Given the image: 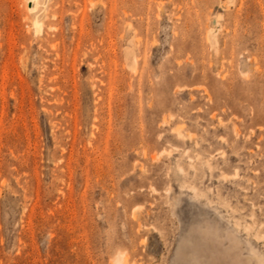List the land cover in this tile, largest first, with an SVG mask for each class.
<instances>
[{
	"label": "rangeland",
	"instance_id": "374dc122",
	"mask_svg": "<svg viewBox=\"0 0 264 264\" xmlns=\"http://www.w3.org/2000/svg\"><path fill=\"white\" fill-rule=\"evenodd\" d=\"M0 264H264V0H0Z\"/></svg>",
	"mask_w": 264,
	"mask_h": 264
},
{
	"label": "bare ground",
	"instance_id": "6f19581e",
	"mask_svg": "<svg viewBox=\"0 0 264 264\" xmlns=\"http://www.w3.org/2000/svg\"><path fill=\"white\" fill-rule=\"evenodd\" d=\"M34 2L35 3H37V0H34ZM35 6H36V4H35ZM34 6V7H35ZM40 22L38 21V20H34V22H33V24L35 25V27H39L40 26V24H39ZM122 256V255H121ZM119 262V261H118Z\"/></svg>",
	"mask_w": 264,
	"mask_h": 264
}]
</instances>
